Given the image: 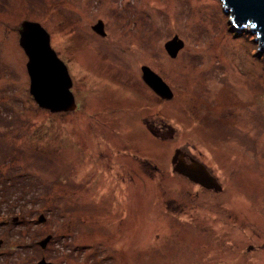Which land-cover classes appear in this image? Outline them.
I'll return each mask as SVG.
<instances>
[{"label":"rangeland","instance_id":"rangeland-1","mask_svg":"<svg viewBox=\"0 0 264 264\" xmlns=\"http://www.w3.org/2000/svg\"><path fill=\"white\" fill-rule=\"evenodd\" d=\"M230 21L220 0H0V264H264V54ZM24 22L50 34L75 112L31 96ZM177 151L222 190L177 174Z\"/></svg>","mask_w":264,"mask_h":264},{"label":"water","instance_id":"water-1","mask_svg":"<svg viewBox=\"0 0 264 264\" xmlns=\"http://www.w3.org/2000/svg\"><path fill=\"white\" fill-rule=\"evenodd\" d=\"M225 14L231 18L232 30L241 36L249 28L250 34L256 36L260 55L264 54V0H220ZM20 45L28 57L27 70L30 77V94L36 104L52 114L75 112L78 107L72 93L73 81L67 66L60 60L51 46L50 34L35 22H24L22 25ZM95 32L106 37L104 23L99 21L94 27ZM185 44L178 37L168 42L166 52L176 59ZM143 81L160 98L170 101L174 94L169 86L150 68L143 67ZM183 153L177 151L173 158L174 171L206 190L220 192L218 181L212 176L205 165L192 160L186 163ZM48 238L40 244L43 248L49 244ZM40 264H46L45 261Z\"/></svg>","mask_w":264,"mask_h":264},{"label":"flooded vegetation","instance_id":"flooded-vegetation-1","mask_svg":"<svg viewBox=\"0 0 264 264\" xmlns=\"http://www.w3.org/2000/svg\"><path fill=\"white\" fill-rule=\"evenodd\" d=\"M95 27V26H94ZM94 27L92 28L93 29V32H95V30H94ZM104 32L106 33V36L108 35L107 34V32H106V30H105V25H104ZM102 39H104V40H107V38L105 37H103ZM158 96V95H157ZM159 97V96H158ZM86 98V103H85V108H86V110L88 111V112H90L91 111V113H99V111H101V106L99 107V103L100 104H102V106H103V102H101L100 101V99H98L97 101H96V103H92V102H90V100L89 99H87V96L85 97ZM162 99V98H161ZM163 100V99H162ZM164 101H167V100H164ZM98 103V104H97ZM142 119V118H141ZM141 121H144V123H145V126H146V128H147V130L151 133V135H153V137L154 138H156V139H162V140H164L165 138H167L168 137V130H169V127L166 125V124H160V125H156V123L154 122V121H151L150 119H142ZM160 121H163L162 119H160ZM133 159H135V161H136V158H135V156H134V158ZM182 159L183 160H185L186 161V163H191V161L192 160H196L195 158H193V157H191V156H189L188 154H186V153H184V155H183V157H182ZM128 160H131V159H128ZM126 163H131V161H129V162H126ZM126 166V165H125ZM127 167V166H126ZM119 184V183H118ZM123 184L124 185H126L127 183L125 182V181H123ZM195 184V183H194ZM196 185H198V184H196ZM200 186V185H199ZM130 187H132L131 186V184H130ZM203 188V187H202Z\"/></svg>","mask_w":264,"mask_h":264}]
</instances>
